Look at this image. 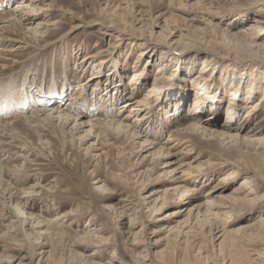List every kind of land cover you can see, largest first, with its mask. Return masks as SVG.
<instances>
[{"label":"rangeland","instance_id":"374dc122","mask_svg":"<svg viewBox=\"0 0 264 264\" xmlns=\"http://www.w3.org/2000/svg\"><path fill=\"white\" fill-rule=\"evenodd\" d=\"M6 1L0 4V15L29 0ZM32 1L44 15L39 21L42 34H29L23 26L15 25L6 36L22 41L24 44L16 46L25 48L5 52L0 59V91L9 89L16 95L17 105L14 110H0V264H6L8 257L12 258L7 262L10 264H201L194 256L199 253L209 258L203 262L220 264L223 257L215 237L221 233H217L224 227L232 230L259 222L264 215V153L254 155L252 148L218 137L177 135L185 145L179 155L167 158L168 162L180 163L184 147L189 146L187 163L205 175L202 183L195 184L200 192L185 199L181 191L170 190L180 186V172H172L177 165L166 168V173L161 161L151 159L154 150L140 147L142 139L103 129L89 142L83 133L71 130L74 123L68 126L43 120L42 127H37L17 117L38 112L39 103H49L48 98L56 97L57 91L59 102L53 98L52 105L74 108L79 115L88 113L93 118L106 111L115 118L132 90L138 88L141 92L135 97L143 100L147 89L157 82L162 108L151 103L150 117L139 127L141 137L144 133L151 140L160 137L158 142H165L178 127L170 117L173 107L165 112L167 102L177 103L181 114L188 116L185 110L199 100L203 84L218 91L213 93L215 98L206 95L205 104L199 103L201 109L196 111L203 118L200 122L205 123L212 114L227 122L230 90L239 82L245 85L247 76L242 75L243 64L231 65L232 59L222 57L237 56V46L258 35L252 28L259 14L249 17L231 12V4L225 0ZM90 53H101L107 64L85 67L81 61ZM113 60L117 61L114 70ZM159 65H165L160 74ZM205 65L210 70L202 75L206 80H197ZM111 72L114 80L108 81ZM134 73H139L138 84L134 89L126 87ZM93 76L104 79L80 90ZM113 83L122 89L118 98L109 94ZM38 89L42 95L33 98ZM256 90L261 96L263 90ZM23 96L30 97L28 104L21 103L25 108L17 103ZM242 125L252 128L254 123L243 119ZM258 135L264 136V128ZM92 143L96 145L89 147ZM244 180L251 182L252 189L241 187ZM251 190L253 194L248 195ZM207 197L215 203L229 199L235 210L242 209L241 216L234 211L226 226L225 221L215 218L191 216L188 212L195 204L208 208ZM246 199H250L249 204L262 203L246 209ZM19 208L43 222L41 232L49 227L46 234L39 235L31 220L21 224L17 215L9 214ZM244 235L242 232L239 237ZM261 245L256 242L253 248L264 247Z\"/></svg>","mask_w":264,"mask_h":264},{"label":"bare ground","instance_id":"6f19581e","mask_svg":"<svg viewBox=\"0 0 264 264\" xmlns=\"http://www.w3.org/2000/svg\"><path fill=\"white\" fill-rule=\"evenodd\" d=\"M12 1H16V0H7L6 2L8 3V2H12ZM226 1L231 4V7L228 8V10H230L231 12L232 11H239L240 13L243 12L244 13L243 15H245L247 13L249 15V17L254 16L255 14H259L258 17L256 18V20L254 21V25L256 27L252 28L253 30L259 31L258 35L249 36L250 39H249L248 44H246L244 46L238 45L236 48V50L238 51L237 56H234V57L232 56L233 58H231L227 54L225 57H222L223 60H231L232 59L230 61V62H232L231 65H235L236 63L237 64H243V66L245 68L243 69L244 72L242 73V75L244 76V74H245L247 76V77H245V78H247V82L245 83V85H242L239 82L237 87L234 86V87H236L235 89L230 90L231 94H230L229 102H228L227 109H226V120H227V122L222 123V122L218 121L216 118H214L216 116L215 114H212V118L208 119V121H204L205 123L200 122V120H203V118H201V116L199 115V112L196 111L198 109L199 110L201 109L199 107V103L202 101L203 104H205L206 95H208L209 99H211L212 97L215 98L213 93H215V95H216V92L218 91V89L217 90H213V89L211 90V88H209L205 84H203V85H200L201 91H200V93H198L199 96L197 98L199 100H196L194 106H191V107H193L192 109L190 107L189 109L185 110V111H189L188 116H186L183 113L181 114V110L179 109V106L177 103L175 104V106H173L171 103L167 102V108H166L165 112H168V108L170 109V107H173V111L171 113L172 116H170V115L169 116L173 117L175 119V121L173 123H176V126H178V127L176 128V131L172 132V134L169 136V138L165 142H161V143L158 142V141H161V139H159L160 137L157 140H153V139L151 140L149 137L150 135L144 134L143 132H142L143 137H141L140 136L141 132L139 130V127H140V124L146 122L148 120V118L150 117V116L148 117V114H150L152 111V107H150L151 103H153L156 106L161 107L160 103L162 101H158L160 99L159 98L160 97V95H159L160 88H159V85L157 84V82L153 83L152 86L149 89H147V95L145 96V98L143 100L142 99L137 100L135 97V96L139 95L141 92L138 88H137V91L132 90V93L130 94V98L120 106V111L118 114L116 113L117 116L115 118H111L110 113L106 112V111L103 112L99 117L93 118L90 115H88V113H85L83 115H79L78 114L79 112H76L77 110L74 109L73 106H72L73 109H71V108L66 109L67 107L66 108L60 107V105L57 104L59 102V99H60V95H59L60 92L58 93L56 91V85L54 87V91H56V92H54V94H55V96L57 94L58 95L56 97L48 98L50 100L49 103H47V101L45 102V100L42 102L34 100L35 103H38V102H40L39 104L42 103L41 105L44 106V108H41L42 106H40V108L37 109L38 112L33 111L30 115L25 114V116H20L17 118L26 119L27 123L29 125H31V126L33 125V126H37V127H40V126L42 127V125H43L42 122L44 123V121H47L49 124L57 122L58 124H63V125L65 124L68 126L71 123H74V126L71 128V130H74L77 134L83 133V138L85 140H88L89 142L92 140L91 138L95 135V133H98L99 130H103V129L114 130V132H116L117 134H120V133H124L126 135L129 134L135 140L142 139L141 140L142 142L140 143V147L144 148V147L150 146L154 150L150 153L151 154L150 156H152L151 159L161 161L160 162V165H162L161 169H164V171L166 173H168V169H166V168H172V166L177 165V167L172 172H176V171L180 172V174H181V176L179 177V185L180 186H177L176 188L170 189V190L174 191V192H180L181 191V193H183V195H185V199L190 198V196H195V194H198V192H200L199 190H197L198 188H196L197 186L195 184L202 183V181H204V179H205V175L203 174V172L200 168L195 170V168L193 169V167H191L190 163L189 164L187 163L189 156L191 154L190 152H188L189 146L184 147V151L182 153L183 157L181 158L180 163L179 162L178 163L168 162V160H167V158H169V157H174V156L179 155L180 154L179 149L185 145V142L184 143H183V141L181 142L180 139L177 137V135L182 134V135H202V136L218 137L221 140L222 139L228 140L231 143H236V145L244 146L247 149L252 148L251 150L253 151L254 155H257V156L261 155L262 156V153H264V136L260 137L258 135V133H260V131L264 128V0H225V2ZM4 2H5V0H0V4L1 3L3 4ZM34 4L35 3H33L32 0H29V1L24 2L22 5L14 7L11 11H6L0 15V59L4 58L3 55H5V52H15L17 50L25 48L24 46L22 48L19 46L18 47L16 46V45L24 44L22 41L15 40L13 38H9L6 36L7 32L11 31V29L15 25L23 26V28L29 34L34 33L37 36H40L39 34H42L39 29H42L41 26L43 24L41 25V22H39V21L41 20L40 17L42 16L43 13H38V10L36 9V6H34ZM231 12H229V13H231ZM37 21H38V23L36 24ZM50 26H54V25H50ZM252 29H250V30H252ZM14 42L17 44H15ZM144 45H145V43L143 44V46ZM102 56H104V55H101V53L87 54L83 58V60L81 61V64H84L85 67H87L88 65H94V67L95 66L96 67L103 66L104 64H107L108 59L102 58ZM113 62H115V66L112 68L114 70V68L117 67V61L113 60ZM86 64H88V65L86 66ZM207 65L209 67H214L213 64H211V65L207 64ZM164 66L165 65H163V66L159 65V67H158V73L159 74L162 71H164V68H163ZM117 69H118V72H120V69L119 68H117ZM161 69H162V71H161ZM86 70H88V69L86 68ZM208 71H210V70L205 65L201 69L200 76H198L197 80L198 79L206 80V76H202V75L206 74V72H208ZM114 72L107 74L106 78L108 81L111 80L110 78H112V80H114V78H113ZM254 73L257 74L256 77L254 76ZM138 74L139 73H134L132 75L133 78L131 77L132 78V79H130L131 82L128 83L126 85V87L132 86L133 89L136 87L135 85L138 84V81H139V78H137ZM142 76L144 77V81H146L145 75L142 74ZM211 76H213V75H211ZM100 79L103 80L104 77L103 76L91 77L90 79H88L89 80L88 84L81 86L80 90L85 89V87L87 85H89V87H94V84H91V83L94 82L95 80H97V82H98ZM156 81H157V79H156ZM201 82H203V81H201ZM114 83L116 84V82H114ZM114 83L111 86V89H109V94L114 93V95L116 94V98H118V97H120L119 93H121L122 89L120 87H116ZM256 88L263 90L261 96H257ZM41 89H42V87H41ZM37 92H39V93H37ZM37 92L35 93V95H33V98H35L36 96H38L40 98V96L42 95V90L38 89ZM82 92H84V90ZM79 94H80V92H79ZM20 95H22V94H20ZM201 95L202 96L204 95V97L201 98ZM15 97H16L15 94H13L9 89L4 87L2 89V91H0V105H1L0 110L4 111L5 109H9V110L16 109L17 105L15 104L14 99H13ZM23 98H24V100L22 102L17 101L18 106L21 105V103H24V105L28 104L30 97L28 98L27 96H23ZM53 98H54L53 102L55 100L57 102V103H55V105H52V103H51V100ZM86 99H83V100H86ZM93 99H95V98H93ZM152 99H154L153 102H151ZM105 102L106 101L104 100V103ZM45 103H47V104H45ZM73 104H74V102H73ZM24 105H21V107L25 108V107H23ZM246 107L248 109L247 111H245ZM77 108L79 109V107H77ZM112 108L114 109V107H112ZM101 111H104V110H101ZM73 112H75L76 114H73ZM241 112H245L242 117L240 115ZM41 117H43V118L41 119ZM241 118H243L245 122L254 123L253 127L252 128H250L249 126H248L249 128L244 127V125H242L243 119L241 120ZM132 119H134L133 122L131 121ZM238 119H240V120H238ZM188 121H190V123H188L187 125H181V123L188 122ZM210 124L214 125L216 127H219V130L220 129L221 130L217 131L213 128H209V126H207V125H210ZM250 126H252V125H250ZM241 133L244 134L245 136L244 135L241 136L240 135ZM95 145H96L95 143H92L89 147H93ZM257 148L261 152H257V150H258ZM186 150H188V151H186ZM150 156H148V157H150ZM164 160H165V162H164ZM196 160H198V159L195 158L194 161H196ZM155 163H158V162L156 161ZM156 167H157V165L152 166L151 170L154 171L153 169ZM158 168H159V166H158ZM191 169L195 170L194 171L196 173L195 175H193L194 172L192 173V171H190ZM231 174H229L228 177H230ZM234 174H236V172H234ZM263 175H264V173H263ZM258 176H260V175H258ZM193 178H194V180H193ZM225 179H227V177ZM262 180H264V179H262ZM262 180H260V181H262ZM250 185H251V182L244 180L243 183L241 184V187L248 189ZM249 189H252V188H249ZM239 190H240V188H239ZM234 192H236V194H238L237 191H234ZM238 192L240 193V191H238ZM252 192L253 191L251 190L248 195H252L253 194ZM210 194L212 195L213 193H210ZM207 196H209V195H207ZM211 199H212L211 197H207L208 208L205 207V205H203V204H195L190 208L188 213L191 216H195L197 218L200 216L201 217L207 216L208 218L211 217L212 219L215 218V220L216 219L220 220V222L225 221V223H224L225 226L228 223L232 222L230 220L234 216L233 215L235 213L234 211H236V212L238 211L237 213H239L241 216L242 209L240 211L235 210V208L233 207V204L229 203V199L224 198L225 202L220 201V203H215ZM246 200L248 201L246 207H244L246 209H248L249 207L255 206V204H260V202H261V200H258L259 203L255 202V204L254 203L249 204L250 199H246ZM10 201H11V198H10ZM192 201L193 200L189 199V202H192ZM236 201H237V199L233 200V203H235ZM240 208H241V206H240ZM203 209L205 210V212H203ZM237 209H238V207H237ZM8 212H9V210H8ZM154 213H156V212L154 211ZM9 214H11L12 217L17 215L18 219L21 220V224L27 225L28 224L27 222H30L29 220H31V222H30L31 226L39 229V232L36 231L39 235H45L46 231L49 229V227H48V229L46 231L41 232L40 229L43 227V225H42L43 222L38 220V218L36 216H34L33 214L29 213L30 216H27L26 212L21 208L17 209V213L14 214L13 212H9ZM30 217L34 218L35 220L30 218ZM18 222H20V221H18ZM46 222H48V221H46ZM47 225H50V224L47 223ZM13 227H14V225H13ZM216 230H218V228H216ZM210 232H212V229L210 230ZM242 232H245V235L243 237H239V234ZM219 233H221V234L215 238L217 239V242H218L217 247H218V252L220 253V257L221 258L223 257L222 262L220 264H264V247L253 248L254 244H256V242H259L260 244H262L264 246V215L261 217L259 222H253L251 224H248L245 226H240L237 229H232V230H228L226 227H224L222 229V231L218 232L217 234H219ZM27 240H28V236H27ZM201 247H202V245H201ZM199 252H201V248L198 251V253ZM198 255H194V256L196 259L199 258L200 260H202L201 264H207L208 263L205 261L203 262V258H204V260L209 259L207 256L203 257V256H198ZM201 255H203V253ZM11 259H12L11 257H8L7 260L4 262H6V264H10L7 262H9ZM18 264H23V263L20 262ZM195 264H199V263L196 262Z\"/></svg>","mask_w":264,"mask_h":264}]
</instances>
